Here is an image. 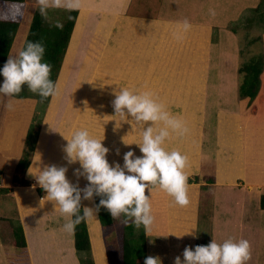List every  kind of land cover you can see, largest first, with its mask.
I'll use <instances>...</instances> for the list:
<instances>
[{"label": "rangeland", "instance_id": "1", "mask_svg": "<svg viewBox=\"0 0 264 264\" xmlns=\"http://www.w3.org/2000/svg\"><path fill=\"white\" fill-rule=\"evenodd\" d=\"M148 1L150 0H138L133 8L134 11H136L138 8H143L142 5L145 6ZM153 1L155 4H157L154 7L156 10L160 3H164L162 0ZM25 2H27V7L25 8L23 14H25L26 18L28 16L27 23L29 24V31L33 16L36 10L40 8V5L38 0H25ZM242 3L244 6L241 5L238 7L236 3H234L233 6H228V9L225 11V17L230 19L232 18L231 20L210 24L212 27L215 26V28L212 30V32H210V43L208 47L204 49L203 54L199 53V49L193 47V54L191 56V52L186 51H191V49H185L182 46L180 48L179 46H176L177 49L175 52L171 50L170 52H166L165 48L162 47L165 43V40L162 39V37H165L166 34L163 32L161 33V68L156 69L154 72L155 77H157V74H159L158 78H160V82L159 80L156 82V85L158 86L155 88L156 97L160 102L166 104L174 115H177L180 118H182L181 116L186 112L183 110L184 104H181L182 102L180 101L178 102L177 99L171 100L167 98L172 96L179 97V95H176L175 93V90H178L181 100L182 98H187L193 103V112L190 114V120L184 119L188 129L192 130L191 136L187 135V133L184 136L173 135L166 142V147L169 150L176 149L181 151V149L184 148L183 146H185L184 141L190 139L193 149V160H197L195 165H193L194 163L192 164L193 168H200L203 161H205L206 165L207 161L209 160V167H204L208 170L205 172L206 174L202 175V173L194 169L188 176V182L190 180L192 183L199 184H203L204 182L206 184L215 183L213 168L214 160L219 154L225 153V151L229 150L230 148V144L219 142L218 130L223 126V124L228 122L230 116L233 118V121L235 120V123L242 122L243 127L241 129V137L245 139V143L249 144L245 146L246 156L249 154V156L254 159L256 157L264 158V90H262L259 96L253 101H249V99H240L238 96V88L240 83L239 68L243 62V59L247 60L258 53L264 54V13L262 14V12H264V0H262L261 9H259L260 3L259 6L254 10L248 8L255 6V4L250 5L249 0L242 1ZM63 8L64 7H49L47 10V12H49V20L53 22L60 18V11ZM145 8L146 11L151 10L149 6ZM159 10H161L160 16L162 21L164 19L169 21V19L174 16L176 11L171 10L168 8V5L164 6L163 4H160ZM7 12L9 13L8 10ZM18 16L19 12L16 11V17ZM234 29L236 32L233 31ZM214 38H217V42L212 41ZM242 53L244 54L243 59L241 56ZM151 73L152 72H147L145 75L155 78L154 75H151ZM262 79L264 81V75L262 76ZM148 82L149 81H146V83ZM64 88L65 90L62 91L63 93L61 96L62 100H64V102H61L62 109L66 107L69 102L68 100L70 99L68 98L69 95L66 94L70 87ZM169 94L172 95L168 96ZM223 94L225 95L224 97L222 96ZM8 98L9 97L5 95L4 97L1 96L3 104L8 103ZM103 99H105V97H102V101L98 102L96 105L97 111H94L93 117H91L93 122L88 123L86 127L89 129V131L91 130L90 132L92 135L96 137H102L104 135L105 138L102 143L107 147H114L115 149L117 148L119 151L123 150L124 152L131 148L135 150L136 155H141L140 149L135 143L125 145L122 141V137L125 135V139L129 142L139 141L141 139L139 127L134 125L132 129L131 124L122 122V126L120 128H115V121H108L109 117L106 116L111 115L114 112L112 102H103ZM11 100L14 107L6 114V122L8 124L4 122L3 115L0 117V126L3 125V132H7L10 128V132L12 133L11 129H13L15 134H3L0 136V141L3 139V141L0 143V164H2L5 169H10V172L5 170L0 171V222L5 220L6 225L9 227L6 231L7 237L4 238V240L2 239L0 231V264H8L9 258L16 257L13 247H10V250L8 248V251L4 250L3 247L5 246H3V242L13 243V230L17 227L19 222L22 224L23 229H25L21 213L19 214L21 208L30 218L29 225L33 224L34 228H38L36 233H33V237L36 235L34 238L38 242L36 246L38 248L37 253L40 254L41 251L42 258L44 260H49L50 262L57 261L58 256L61 254V251H63L67 255V258L63 259L62 262H65L66 260L70 261V263L72 261L74 262L70 245V240L74 238V233L72 235L66 232L64 229V232L59 229V233L53 231L54 229L56 231L58 230L57 218L51 212L53 209L51 206L53 201H46L43 205H41L40 201L45 193L42 192V194H39L38 191L37 193L34 191V189L37 190L41 187L33 179H29L31 176L28 174V170L25 173V178L28 180L29 184L25 186L14 184L13 180L15 173H13L14 171H11L13 167L10 164L12 161L21 159L23 157L26 135L33 124L36 125V128L39 130V139L44 128L38 153L37 146L39 139L37 141L36 148L31 155V165L33 166V172L37 170L36 166H39V164L42 163V161H37V159L39 154L42 156L44 153L43 149L47 145L48 139L51 137L52 139L56 140V137L51 132H49V130H46V127H49V129L52 128V124H46V115L51 118L50 121L55 120V111L49 112L50 105L44 106L36 98H29L27 102H22L16 98H11ZM22 107L25 108V112L22 111ZM60 114L62 113L60 112ZM239 114H241V118H239ZM261 116L262 119H260ZM60 117L61 115H59V118ZM23 121H26V125L23 124ZM55 126L57 127V125ZM235 133L238 134L236 130ZM5 136L7 137L5 138ZM114 140L117 142L115 143ZM8 142H10V144ZM8 145H10L11 149L8 148ZM54 147L55 144L53 142V148ZM51 154L53 155V159L51 163L48 164L56 165L58 151H51ZM206 155L208 156L207 158H205ZM22 188L32 189L34 193L20 192ZM203 188L207 189L202 195L199 207L201 218L199 227V234L201 236L199 241H202L207 236H209V233H211L209 231L210 227L207 223H211L210 216L213 212L208 211L213 210L212 204L213 201H215V189L213 185H209L208 187L203 185L202 189ZM3 189L6 191H3ZM237 191H239L237 194H240L244 191H246V193L250 192L249 197L246 200H241L238 202L236 199H234L235 205L237 207L241 205L247 206V204H241L242 201H247L249 203L248 208L242 207L244 210L240 216L238 215L237 209H234L235 211L232 210V212H230L228 215L229 221H225V214L221 215L219 210V218L217 217L218 228H216V232L214 230V232H212L209 237L211 239H218L219 233H221L222 236L227 233L226 229H229L230 233L232 234L234 231V227L232 229V226L236 223L235 227L238 226V231L234 237L230 238L235 240L244 238L249 240L251 244V258L246 261L245 264H264V209L262 208V199L264 198V195L261 196L262 192H259V190H257L258 193L248 190L245 182H242L241 188ZM15 194L18 196V198H23L24 204L21 205L22 207H20L21 203L17 202ZM36 195H38V197ZM35 202L37 203L33 206L32 204ZM84 203L88 206H94L92 200H84ZM34 211H36V215H34ZM205 211L207 212L202 215V212ZM61 215L62 214H59V216ZM221 218L224 219L223 222L225 221L226 225L221 226L223 230H220L221 227L219 219ZM249 219H251V228L250 226L248 227V225H246V223L249 222ZM58 220H61V218L59 217ZM242 220H244L245 226L243 227L242 225L243 228L240 230ZM87 223L88 228H90L92 231L91 234L93 239L96 240L100 235V231L97 227V224H100L99 219L97 222V218L94 214L93 216L88 217ZM140 227H137V232L135 230L137 234L141 233L140 230L143 229V226L142 228ZM257 228L262 229L263 232H259L260 230ZM43 229L46 230L43 231ZM101 230L103 238H105V236L109 237L106 235L105 230L103 231V228ZM149 232H145L148 237V241H146L147 256L159 255L161 257L162 264H174V252L175 250L179 251V244L174 240H172V243H170V241L161 239L158 236L154 238V231L150 230ZM155 239L156 241H154ZM31 240L33 239L31 238ZM31 240L29 236V241L27 240L28 249L30 242H32ZM207 243L209 242L205 240V244ZM167 246L170 247L168 252H166L164 249ZM30 249L32 251L36 250L33 243ZM29 250L28 252L31 258V250ZM164 254H169V259L163 258L162 255ZM87 255V253H79L76 251V258L78 261H80L82 258H86ZM178 255L180 254L178 253ZM92 257L95 261L93 249ZM97 260L101 262L103 261V257H101L99 254ZM34 262L35 264H44V262L39 258L35 259L33 257V263Z\"/></svg>", "mask_w": 264, "mask_h": 264}, {"label": "crops", "instance_id": "2", "mask_svg": "<svg viewBox=\"0 0 264 264\" xmlns=\"http://www.w3.org/2000/svg\"><path fill=\"white\" fill-rule=\"evenodd\" d=\"M137 1L138 0H75V3L78 5L76 7L69 8L61 6V8L64 7L63 9L66 10L76 9L79 13L63 61L62 69L60 71L61 76H59L57 80L59 94L52 95L53 98L49 104V112L55 111L54 113L56 115V119L50 121L51 118L46 115V124H52V128L49 129V127H46V130H49V132L56 137V140L51 137L48 139L47 145L43 149L44 153L41 156V158L44 159H41L42 163H40L39 166L51 163L53 159L51 151H58L56 165L66 166L67 178L73 183L78 182L81 188L84 187L87 180L82 176H78L75 172L76 169L80 168L79 162L69 163L66 159L64 145L67 141L64 139L63 135L70 136L72 131L75 129L79 127H86L88 123L93 122L91 117H93L94 111H97V103L102 101V97H105L103 102H112L114 99L113 89L118 88V85L125 87L129 86L138 91L150 90L156 96L155 88L158 87L156 82H158L160 78H158L159 74L155 77L154 72L156 69L161 68V48H165L166 52H170V50L175 52L178 46L179 48L182 46L185 49H191V51H186L191 52L192 56L193 47H195L199 49L200 54H203L204 49L208 47L210 43V32H212L215 28L214 25V27H212L210 24L231 20L232 18L230 19L225 17V11L228 9V6H233L234 3H236L238 7L241 5L244 6L242 1L245 0H162L164 3H160L161 5H168V8L171 10H176L174 16L171 17L169 21L167 19H164L163 21L161 20V10H159L160 4L156 10L154 7L157 4H155L153 0L148 1L145 6L142 5L143 8H138L134 11L133 8ZM261 1L262 0H249L250 5L255 4V6L248 8L252 10L256 9ZM147 5L151 9L150 11L145 10V7H148ZM23 17L9 56H15L18 51L23 48L26 41L29 26L27 23L28 16L26 18L25 14H23ZM185 19H187L191 24V28L186 32H181L182 38L178 39L176 36L178 31L177 26L182 24ZM162 32L166 35L165 37H162V39L165 40V43L164 46L161 47ZM147 72H152L151 75H154L155 78H151L152 76L149 75L146 76L145 74ZM146 81L149 82L146 83ZM64 87H70L69 91L66 92V94L69 95L68 98L70 99L68 100L69 102L66 107L62 109L61 102H64V100H62L61 96L63 93L62 91L65 90ZM175 93L176 95H179V97L172 96L167 99H177L178 102H182L181 104H184L183 110L186 112L181 116V119L190 120V114L193 112V103L187 98H182L181 100L178 90H175ZM171 95L172 94H169L168 96ZM1 96L4 97V95L0 94V117L3 115L4 122H6V114L9 111V109L6 108V105L9 103L11 98H8V103L3 104ZM222 96L224 97L225 95L223 94ZM19 100L27 102L29 98ZM22 109V111H26L24 107H22ZM60 112L62 114H60ZM59 115H61L60 118ZM241 117V114H239V118ZM260 119H262V116ZM25 122L26 121H23L24 125H26ZM236 123L230 116L228 122L223 124V128L221 127L218 130L219 142L230 144V148L229 150H226L225 153L219 154L214 160L213 168L215 183L206 184L204 182L203 184H199L188 182L187 194L189 202L187 205L183 206L176 204L174 199L163 190L154 189L151 193L152 214L155 213L153 215L155 220L150 230L154 231V238L158 236L161 239L170 241V243L174 240L179 244V251L175 250L173 258H175L178 253L181 258H183L182 252L184 247L186 245H197L199 241L201 236L199 234V207L202 195L207 189H202L203 185L207 187L209 185H213L215 189V201H213L212 204V232H214V230L216 232V228H218L217 217L219 218V210L221 215L225 214V221H229L228 215L232 212V210L237 209L238 215L240 216L244 210L242 207L248 208L249 203L247 201L241 202V204H247V206L241 205L239 207H237L234 202V199L240 202L241 200H246L249 197L250 192L246 193V191H244L237 194V192H239L237 190L241 188L242 182L246 183L248 190L251 192H257V190H259V192H262L261 196L264 195V158L256 157L254 159L251 158L249 154L246 156L245 146L249 144L245 143V139L241 137V129L243 127L242 122ZM55 125H57V127ZM2 129L3 125L0 126V136L3 134L15 135L13 129H11L12 133L10 132V128L7 132H3ZM235 130L238 134L235 133ZM191 132L192 130L188 129L187 135L191 136ZM42 135L38 141L37 153L41 144ZM6 137L7 136H5V138ZM2 141L3 139L0 143ZM53 142L55 144L54 148ZM114 142L116 143L117 141L114 140ZM8 143L10 144V142ZM184 143L185 146H183L184 148L181 149V152L188 157L185 172L187 173V176H189V174H191V172L195 169L193 168V165L197 163V160H193V149L190 139L184 141ZM8 148L11 149L10 145H8ZM108 148L110 149L107 154L109 162L118 161L122 165V157L125 152L123 150L119 151L114 147ZM207 157L208 156L206 155L205 158ZM208 163L209 160L206 165L205 161H203L200 168L195 170H198L202 173V175H205V172L208 170L204 167H209ZM29 179H33L36 182L33 176ZM34 191L37 193V190L34 189ZM34 191L26 188H22V190H20V192L28 193H34ZM36 196L38 197V195ZM16 198L17 202L21 203L20 207H22L21 205L24 204L23 198H18L17 195ZM92 201L93 204H95V200ZM36 203L37 202L32 205L34 206ZM83 205H85L84 200ZM51 206L53 208L51 212L56 216L58 221V230L56 231L54 229L53 231L59 233V229L63 231L62 226L65 223L66 217L63 215L59 216L60 213L58 209H55L54 202H52ZM20 213L23 219L26 239L29 241V236L30 240L31 238L33 239L31 240L32 242H30L29 249L32 247V243L36 249L33 251L30 249L32 261L34 257L35 259L39 258L42 260L44 264H80V261L76 258L77 250L75 248L74 238L70 240L72 258L74 257V262L72 261L73 263H70V261L67 260L62 262L63 259L67 258V255L63 251H61L57 261L49 262V260H44L42 258L41 251L40 254L37 253L38 248L36 246L38 242L34 238L36 235L33 237V233H36L38 228H34L33 224L29 225L30 218L24 210H22V208L20 209L19 214ZM34 215H36V211H34ZM95 216L98 222V213H96ZM59 217L61 220H58ZM223 220V218L219 219L220 227L223 225L226 226L225 221L223 222ZM235 224L232 226V229L234 227L233 233L231 234L229 229L224 228L227 230V233L223 236L219 233L218 237L221 239L217 237V242H222L225 239L234 237L238 231V226L235 227ZM242 225L243 227L245 226L244 220L241 221L240 230L243 228ZM246 225H248V227L251 225V219H249V222L246 223ZM97 227L100 231V235L96 240L93 239L91 234L92 231L89 228L95 263L109 264L105 240L101 234V223H98ZM46 229H43V231ZM257 229L260 230L259 232L262 231V229ZM191 230L197 232L198 237H194L191 234H185L182 237L176 236ZM220 230H223L222 227ZM73 233L71 234L73 235ZM154 241H156V239ZM164 249L168 252L170 247L167 246ZM99 254L103 257V261L101 262L97 260ZM162 257L169 259V254H164ZM33 264H35V262Z\"/></svg>", "mask_w": 264, "mask_h": 264}, {"label": "clouds", "instance_id": "3", "mask_svg": "<svg viewBox=\"0 0 264 264\" xmlns=\"http://www.w3.org/2000/svg\"><path fill=\"white\" fill-rule=\"evenodd\" d=\"M38 3L42 16H47L49 7L78 6L75 0H38ZM57 26L62 27V24L57 22ZM177 28L179 39L182 38L181 32L189 30L191 24L185 19ZM44 55L45 44L42 41H27L15 56H8L0 67V76L3 77L0 94L14 98L27 85L30 91L41 97L58 95V83L50 78L52 65ZM113 93L114 112L106 115L108 121H115V128H120L122 122L131 124L132 129L134 125L139 127V141L129 142L126 135L122 141L125 145L135 143L141 155H136L130 148L123 154L122 165L118 161L110 163L107 158L110 149L102 143L104 135L96 137L87 127H79L70 136L61 134L67 141L64 145L66 159L69 163L79 162L80 168L75 172L87 180L83 188L67 178L66 166L43 164L36 166L35 172L33 166L28 169L29 175L44 190L41 205L53 201L55 209L66 217L62 227L70 234L77 224L101 208L114 218L123 214L125 222L130 219L137 227L143 225L145 232H149L155 220L151 203L154 189L163 190L181 206L189 202L185 172L188 157L179 150L166 147V142L173 135L184 136L188 132L185 121L174 115L150 90L138 91L118 85ZM6 107L9 110L14 107L11 100ZM37 161H41L40 154ZM97 196L100 199L94 206L82 205L83 200H94ZM193 230L176 236L191 234L198 237ZM182 257L177 255L174 264H245L251 258V244L244 238H229L222 242L212 238L207 244L186 245ZM144 264H162V260L159 255H148Z\"/></svg>", "mask_w": 264, "mask_h": 264}, {"label": "trees", "instance_id": "4", "mask_svg": "<svg viewBox=\"0 0 264 264\" xmlns=\"http://www.w3.org/2000/svg\"><path fill=\"white\" fill-rule=\"evenodd\" d=\"M261 7L262 1L259 9H261ZM25 8V0H0V67L3 66L10 54V50L20 27ZM16 11L19 12L18 17H16ZM60 12L61 17L52 22L49 20V12H47V16H42L40 10L37 9L31 21L28 35L24 43V46L27 41H42L45 44L44 59L52 65L50 78L55 82H57L59 78L63 61L79 13L76 9H62ZM263 13L264 12H262V14ZM57 22H60L62 27H58ZM233 31L236 32L235 29ZM212 41L217 42V38H214ZM241 56L243 59L244 54L242 53ZM263 75V53L255 54L247 60L243 59V62L239 68V98L249 99V101L255 100L259 96L260 92L264 90V81L262 79ZM1 79L2 76H0V80ZM14 98H36L41 104L48 106L50 104L52 95L48 97H41L38 93L30 91L27 85H25L23 90L16 94ZM38 139L39 130L36 128V125L32 124L26 135L23 157L10 163L13 167L11 171H14L13 173H15L13 180L14 184L21 186L29 184L28 180L25 178V173L31 165V155L36 148ZM2 170L10 172V169H5V167L0 164V171ZM3 191L6 190L3 189ZM37 191L39 194L44 192L42 188H38ZM99 199V196L95 197V204L99 202ZM262 201V208L264 209V198ZM206 212L207 211L202 212V215ZM208 212H213V210ZM98 215L103 231L105 230L106 235L109 236H105L104 238L106 241L105 245L108 249L107 255L109 263L144 264V258L147 256V234L144 231V226L141 225L140 228L143 226V229L140 230L141 233L137 234V226L130 219L125 222L123 214L119 218H114L106 210L101 208V210L98 212ZM212 218L213 213L210 216V220ZM207 224L210 227L209 231L212 233V221L211 223ZM8 228L9 227L6 225V221L2 220L0 222V231L3 240L7 237L6 231ZM211 233H209V236ZM209 236H207L202 241H198L197 244H205V240L210 242L211 238ZM13 237V243L3 242V246H5L3 248L5 251H8V248L10 250V247H13L16 253V257L8 259V264H32L33 261L32 257L30 258L29 256L25 232L20 222L13 230ZM74 239L77 252L88 254L86 258H82L80 260L81 264H95V261L92 257V243L87 219L82 220L76 225Z\"/></svg>", "mask_w": 264, "mask_h": 264}]
</instances>
